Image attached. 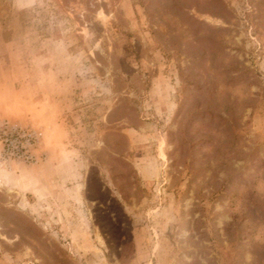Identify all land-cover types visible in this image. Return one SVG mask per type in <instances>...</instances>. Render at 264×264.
I'll return each mask as SVG.
<instances>
[{"label": "rangeland", "instance_id": "obj_1", "mask_svg": "<svg viewBox=\"0 0 264 264\" xmlns=\"http://www.w3.org/2000/svg\"><path fill=\"white\" fill-rule=\"evenodd\" d=\"M3 124L0 264H264V0H0Z\"/></svg>", "mask_w": 264, "mask_h": 264}, {"label": "built area", "instance_id": "obj_2", "mask_svg": "<svg viewBox=\"0 0 264 264\" xmlns=\"http://www.w3.org/2000/svg\"><path fill=\"white\" fill-rule=\"evenodd\" d=\"M36 138L35 134L32 132H25L24 130L18 129L16 127L10 126L9 124L0 125V147L4 151V147L7 146L8 143L12 141L21 142L24 140L27 144L32 142L33 139ZM21 148H16L17 154L20 153L21 156L26 155V150L23 144L20 145Z\"/></svg>", "mask_w": 264, "mask_h": 264}]
</instances>
